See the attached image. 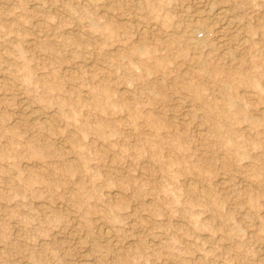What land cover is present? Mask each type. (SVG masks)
Wrapping results in <instances>:
<instances>
[{
    "label": "rangeland",
    "instance_id": "374dc122",
    "mask_svg": "<svg viewBox=\"0 0 264 264\" xmlns=\"http://www.w3.org/2000/svg\"><path fill=\"white\" fill-rule=\"evenodd\" d=\"M0 264H264V0H0Z\"/></svg>",
    "mask_w": 264,
    "mask_h": 264
},
{
    "label": "bare ground",
    "instance_id": "6f19581e",
    "mask_svg": "<svg viewBox=\"0 0 264 264\" xmlns=\"http://www.w3.org/2000/svg\"><path fill=\"white\" fill-rule=\"evenodd\" d=\"M209 2V1H208ZM212 2V1H211ZM2 4V3H1ZM210 5V4H209ZM217 12H219V11H217ZM222 12V11H221ZM221 12H219V13H221ZM224 12V11H223ZM215 13V12H214ZM222 14V13H221ZM220 14V15H221ZM224 14V13H223ZM219 15V14H218ZM221 16H223V15H221ZM217 17V16H216ZM230 21V20H229ZM74 70V69H73ZM24 104V103H23ZM229 133V132H228ZM226 135V134H225ZM189 183V182H188ZM246 183V182H245ZM201 185H203V184H201ZM106 230H107V228H106ZM120 248V247H119Z\"/></svg>",
    "mask_w": 264,
    "mask_h": 264
}]
</instances>
